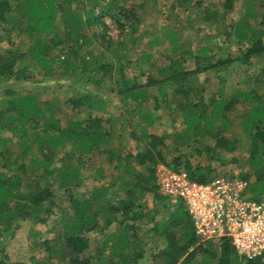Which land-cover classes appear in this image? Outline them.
Instances as JSON below:
<instances>
[{
  "label": "rangeland",
  "instance_id": "obj_1",
  "mask_svg": "<svg viewBox=\"0 0 264 264\" xmlns=\"http://www.w3.org/2000/svg\"><path fill=\"white\" fill-rule=\"evenodd\" d=\"M7 1L11 8H14L19 0ZM81 1L83 2V0H76L71 8L75 11L80 9ZM112 1H115L118 7H124L128 11L134 9L138 14V18H140L136 27H128L124 41L121 39L124 43H128L127 51L120 50L121 56L126 53L128 64L125 65L123 71L127 78H135L138 82L144 83L147 73L157 74V68L169 66L171 59L175 62V69H180V65H177L180 63V60H178L179 54L173 50V45L167 38H161L162 42L158 46L152 47L149 45V41L158 36L157 34L164 32H174L178 44H182L183 50H189L193 57H197L196 61H198L199 66L207 63L213 65L218 59L231 60L230 63L219 69L200 73L191 79L192 87H199L203 90L202 94L197 90H193L190 94L191 99L196 103H198L197 100L200 95L203 97V105L198 106L199 110L209 106L211 95H214L217 100L232 104L231 109H226L223 112V120L217 118L213 123L214 130L222 129L221 137L235 140L236 145L232 152L217 153L212 151L216 139L209 134H205V131H199L201 134L198 136L186 132L187 128L182 115V107L185 101L173 90H165L166 99H163L158 94L156 87L148 88V98L144 104L142 103L139 106L135 105L132 100L123 99L117 95V90L111 92L112 80L100 81L101 73L89 70L90 63L93 64V58L99 60L102 51L99 48H92V55L84 57L88 64V72H90L89 75L85 76L80 74V69L74 72V67L75 62L80 61V55L90 50V47L81 48L75 62H72L71 57L63 52L62 47H55L52 54L60 61L68 59L71 64L67 66L66 73L56 72L55 69L52 75H48L49 73L46 70L33 65L31 57L28 56V47L31 44L28 33H24L22 26L19 29L12 28L10 16L16 14L14 12L10 15L6 14L4 21L0 22V58H9V56L18 54L23 55L22 58L12 64V69L14 71L24 69L25 76H29L30 79L25 81L7 79L0 82V110H3L5 102L11 98L37 96L41 110L45 113L43 120L38 119L40 127L37 128V131L46 140L47 133L42 129L43 123H46L44 120L58 121L61 128H67L68 122L85 120L87 118L85 109L83 107L80 109L74 108L69 102V98H80L83 94L91 95L94 99L97 98L104 103L102 110L94 111L92 115L102 119L103 132H110L113 135L108 147L113 154L123 158L126 155L136 153L138 143L129 136V132H135L140 138V129H145L148 134L153 136L166 135L164 145L159 149L167 164L173 157L183 155L192 164L200 163L201 166L211 164L214 169L211 177H229L235 174L239 177L248 176L246 192L253 199H263L264 201V194L260 196L264 192V186H251V183H249L254 180L251 175L253 170L250 167V163H252L250 157L253 152L258 154V151L251 148L249 135L244 130L243 125L250 105L253 106L258 101L264 104V59L252 57L246 66H239L236 62L233 63L242 55L248 45L247 41L240 44L237 35L239 37L242 35L248 36L250 31L258 29L264 31V26L259 28V22L263 20L261 12L264 13V0H253L251 3L248 0H231L233 9L229 12H226L223 7L226 0ZM249 3L254 8L248 12V15L251 12L253 13L252 17L246 16ZM206 12H216L218 14L217 19L206 20ZM113 13L116 14L117 10L113 9ZM60 16L61 12H58L55 31L62 38L65 33H68L67 28L69 27L64 28ZM102 21L109 26L110 38L113 42H116L118 34L112 20L108 16H104ZM228 34H230V37ZM129 36L135 40L133 43L129 41ZM175 47L176 45H174ZM105 51L102 52L109 59L110 54ZM209 52L214 54L212 59H209L212 56ZM105 57L102 61L105 60ZM184 64L186 70L192 66L189 62ZM113 76H115V73ZM83 77L86 83L82 81ZM246 90L253 91L251 97L254 99L252 100L253 103L238 95ZM180 100H182L183 105L178 103ZM137 109L149 112L152 119L151 124L146 126L143 120L138 119ZM207 112L209 111L207 110ZM26 128H24V132L22 131L23 134L27 133ZM28 128L32 131L33 126L30 124ZM119 136L122 139H119ZM0 137L10 139L12 144V146L8 145L11 154L0 158V173L5 178L20 175V188H18L16 194L26 196L32 190L28 188L27 181L38 180L41 177L42 184L49 181L50 189L55 191L53 193L54 205L50 215L45 217L44 211H42L39 217L18 221L17 223L12 222L9 225V230H11L0 239V262L4 260V264H64L68 258L63 244V235L66 234L64 228L67 223H72L70 216L74 213V200L90 198L93 193H105L110 203L118 202L125 193L121 190L123 180L116 178L122 177L128 180L133 178L128 175L124 167L116 169L115 165L108 161L105 153H96L98 155L89 158L80 171V186L75 187L73 181L66 187L67 189H58L59 172H61L64 164H68L71 156L70 143L55 149L49 162L50 167L48 168L52 169L49 173L45 169H37L33 174H21L17 168L22 163L27 162L30 156L25 153L24 149L19 147L20 137L18 134L16 136L11 135L10 131L2 129H0ZM140 146L143 147L144 143H140ZM206 148L211 150L207 152ZM33 152L39 155L36 145H34ZM17 156H19L17 162L13 163ZM210 157L213 161L210 160ZM3 163L4 165H2ZM165 164L159 163L155 167V173L160 165L166 166ZM128 167L135 172L143 170L133 161L129 163ZM100 170L102 173H100ZM110 185H114L116 195L113 194L112 190L110 191ZM20 201L22 202V200ZM143 201L146 203V208L142 212V218L140 220L131 218V222H128V226H130L128 227V236L131 237L128 252L130 251V257L132 258L134 252H141L143 255L138 261L137 258L134 259L135 264H160L153 255L161 249L163 238L159 237L156 232L167 228L169 232H174L179 236L180 233L177 232L180 227L173 229L167 220L168 216L171 214L180 216L183 222L187 223L188 219L183 211L177 207V204H171L169 197L159 200L158 198L150 199L149 196L145 195ZM21 202L20 204H22ZM15 203L16 201H11L9 206L13 207ZM42 220L45 221L42 222ZM97 222L102 225L104 221L98 218ZM1 226L6 227V224L3 223ZM112 231H116V234L119 233L118 226L114 223L106 229L96 228L87 234H82L88 239L90 254L100 248L104 251V256H113L110 248L114 243L116 244V241L110 238V240L108 239L109 242L106 241V244H104L108 237L107 234ZM46 243L49 248L47 250L46 245L44 246ZM215 246L216 243L214 242H203L201 244L203 251L195 254L193 263L218 264V256L212 257L210 255ZM132 258L128 259L130 264H132ZM113 260L118 262L119 258L114 257Z\"/></svg>",
  "mask_w": 264,
  "mask_h": 264
},
{
  "label": "trees",
  "instance_id": "obj_2",
  "mask_svg": "<svg viewBox=\"0 0 264 264\" xmlns=\"http://www.w3.org/2000/svg\"><path fill=\"white\" fill-rule=\"evenodd\" d=\"M74 2L76 3V0H19L16 6L11 8L7 0H0V22L4 21L6 14L16 13L10 16L12 28L19 29L22 26L24 33H28L31 42L30 47H28V56L31 57L33 65L46 70L49 73L48 75H52L55 69L56 72L66 73L67 66L71 64L68 59L60 61L52 54V50L55 47H62L63 52H66L71 57L72 62L77 61V54L81 48L90 47V50L80 55V61L75 62L74 72L80 69V74L85 76L89 75V70L101 73L100 81L112 80L110 91L117 90V95L123 99H130L135 105L139 106L146 102L148 88L156 87L158 94L163 99H166L165 90H173L185 101L184 105L182 100L178 101V103L183 105L182 115L185 127L187 128L186 132L198 136L202 131H205V134H209L216 139V144L212 148V151H216L217 153L233 151L236 145L235 140L232 141L221 137L220 133L222 129L214 130L213 127V123L217 118L221 121L223 120V112L226 109H231L232 104L217 100L214 95H211L209 106L199 110L198 106L203 105V97L200 95L197 100L198 103H196L191 99L190 94L193 90H197L202 94L203 90L199 87H192L191 79L200 73L219 69L230 63L231 60L218 59L213 65L207 63L199 66L198 61H196L197 57H193L189 50H183V45L178 44L174 32L159 33L157 34L158 36L149 41V45L152 47L158 46L162 42L161 38H167L173 45V50L179 54L178 60H180V63L177 65H180V69H175V62L171 59L169 66L158 67L157 74L147 73L145 82L140 83L135 78H127L125 76L123 70L128 61L126 53L122 56L120 55L121 49L127 51L128 43H124L123 39L126 36L128 27H136L137 22L140 20L136 11L134 9L128 11L124 7H118L117 3L112 0H83L80 3V9L75 11L71 8ZM248 2L251 3L253 0H248ZM250 3L246 9L247 17L253 16L252 12L248 15L250 9H254ZM223 7L226 12L231 11L233 9L232 1L226 0ZM113 9L117 10L116 14L113 13ZM58 12H61L60 21L64 25V28L66 26L70 28H67L68 33H65L62 38L55 31L56 15ZM261 13L263 20H260L259 28L264 26V13ZM205 15L206 20L211 18L217 19L218 17L216 12H206ZM104 16H108L116 28L118 34L116 42H113L110 38L109 26L102 21ZM228 36L230 37V34ZM237 38L240 44L243 41H247L248 45L242 55L236 61H233V63L236 62L239 66H246L252 57L264 59V31L261 29L252 30L248 36L242 35L239 37L237 35ZM129 41L133 43L135 40L129 36ZM174 45H176L175 48ZM94 47L102 51H108L110 58L107 59L101 51L99 60L93 58V64L90 63V69L88 70V64L84 57L92 55L91 51ZM210 55L212 56L209 59H212L214 54L210 53ZM22 57L23 55L18 54L16 56H9V58H0V82L7 79H15L17 81L30 79L29 76H25L26 72L24 69L17 71L12 69V64ZM104 57L105 60L102 61ZM187 62L191 63L192 66L186 70L184 63ZM114 73L115 76H113ZM82 79L86 83L84 77ZM240 95L249 101L254 100L251 98V95ZM69 102L76 109L83 107L87 112V118L83 121L68 122L67 128H61L58 121L44 120L46 123H43V127H41L47 133L46 140L37 131V128L40 127L38 119L43 120L45 117L37 96L11 98L6 101L3 110H0V129L10 131L11 135L16 136L18 134L21 139L19 147L24 149L25 153L30 156L27 162L18 166V172L21 174H33L37 169H45L49 173V171H52L51 168H48L50 167L49 162L55 149L64 147L70 143L71 156L68 164H64L61 172H59L58 189H65L73 181L75 187L80 186L79 177L81 169L84 168L89 158L99 153H105L108 161L113 163L116 169H121L122 167L126 169L128 175L133 178V182L127 178H116L123 180L121 190L125 193H123V198L118 202L110 203L107 200V194L104 192V194L93 193L90 198L74 200V213L70 216L72 223L65 225L64 230L66 234L63 235V244L65 247L64 251L68 255L64 264H130L128 259L132 257H130V251L128 252L131 238L128 236V227H130L128 226V222H131V218H137V220L142 218V212L146 208V203L143 201L145 195L149 196L150 199L158 198L159 200H163L164 198L160 194L156 184L155 167L159 163H166L159 149V147L164 145L163 142L166 135L153 136L148 134L145 129H140V138L135 132H129V136L138 143L137 151L134 155L129 154L121 158L108 149L113 135L110 132H103L102 119L92 115L94 111L102 110L103 101L97 98L94 99L91 95L83 94L80 98H69ZM136 113L138 119L143 120L146 126L151 124L152 119L147 110L137 109ZM108 121L110 123L109 119ZM30 124L33 126L32 131L28 128ZM243 125L244 130L249 135L251 148L258 151V154L253 152L250 157L252 161L250 167L253 170L251 175L254 180L249 183H251V186H264V105H250ZM24 128H26V131L28 130L25 134H23ZM118 138L122 139L121 136ZM140 143H144V146H140ZM8 145L12 146L10 139L0 137V147L2 150H7L0 151V158L11 154ZM34 145L37 146L39 155L33 152ZM205 150L209 152L211 149L206 148ZM18 158L19 156L13 160V163L17 162ZM210 160L213 161L211 157ZM131 161L135 162L138 167H142L143 170L135 172L132 168L128 167ZM165 165L175 172L186 173L192 181L198 183H205L213 178L211 175L214 169L211 164L206 166H201L200 163L192 164L183 155L173 157ZM100 173H102L101 170ZM19 176L18 174L12 178H5L0 173V239L11 230H9V225L12 222L17 223L18 221L39 217L42 211H44L45 217L52 213L54 205L53 193L55 191L50 189L49 181L42 184V177L38 180H29V178L27 186L32 190L25 196L16 194L18 188H20ZM241 178L246 181L249 177L243 176ZM109 188L110 191H113L114 195L117 194H115L114 185H110ZM263 194L264 192L260 196ZM251 198L257 202L263 201V199ZM11 201H16L13 207L9 206ZM175 204H177V207L183 211L185 217L188 219L182 203L177 202ZM98 218L104 221L102 225L97 222ZM45 220H42V222ZM167 220L173 229L180 227L177 232L180 234L177 236L176 233L169 232L167 228L156 232L159 237L163 238V245L153 255L154 258L160 264H194L193 257L196 253L203 250L201 248L202 243H199V239L194 234L190 220L188 219V223L183 222L180 216L172 214L168 216ZM1 223L6 224V227H2ZM112 223L118 226L119 233L116 234V231L109 232L104 244H106V241L109 242L110 238L116 241V244L114 243L110 248L113 256H104V251L100 248L93 254H90L88 239L82 236V234H87L96 228L106 229ZM210 242L216 243V249L214 247L210 255L212 257L218 256V264H264V255L253 260H247L244 257L238 256L226 240ZM44 246L47 247L46 250L49 249L47 243ZM132 255H134L131 261L132 264L136 263L134 261L135 258L138 261L143 256L141 252H134ZM114 257L119 258V261H114ZM4 263V260L0 262V264Z\"/></svg>",
  "mask_w": 264,
  "mask_h": 264
},
{
  "label": "built area",
  "instance_id": "obj_3",
  "mask_svg": "<svg viewBox=\"0 0 264 264\" xmlns=\"http://www.w3.org/2000/svg\"><path fill=\"white\" fill-rule=\"evenodd\" d=\"M155 179L161 195L182 203L199 243L226 240L247 260L264 255V202L252 200L237 174L198 183L160 165Z\"/></svg>",
  "mask_w": 264,
  "mask_h": 264
},
{
  "label": "crops",
  "instance_id": "obj_4",
  "mask_svg": "<svg viewBox=\"0 0 264 264\" xmlns=\"http://www.w3.org/2000/svg\"><path fill=\"white\" fill-rule=\"evenodd\" d=\"M240 94H248V95H251V96H252L253 91L246 90V91L240 92L238 95H240ZM238 95H236V96L238 97ZM240 96H241V95H240ZM242 97H244V96H242ZM244 99H245V98H244ZM245 100H246V101H249V100H247V99H245ZM251 102H252V100H251ZM252 103H253V102H252ZM248 104H251V103H248ZM257 104H260L261 106L264 105L263 103L261 104L260 101H258ZM253 105H254V104H253Z\"/></svg>",
  "mask_w": 264,
  "mask_h": 264
}]
</instances>
